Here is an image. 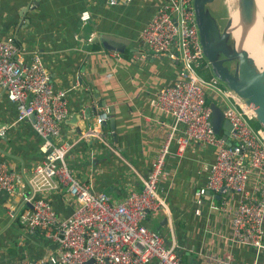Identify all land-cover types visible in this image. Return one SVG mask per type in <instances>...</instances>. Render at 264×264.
<instances>
[{"label":"crops","instance_id":"crops-1","mask_svg":"<svg viewBox=\"0 0 264 264\" xmlns=\"http://www.w3.org/2000/svg\"><path fill=\"white\" fill-rule=\"evenodd\" d=\"M164 1L0 0V36H12L26 57L37 52L53 85L67 90L69 113L60 137L72 143L65 157L68 171L92 192H105L115 201L140 188L141 178L148 173L174 122L155 106V96L177 79L181 63L153 54L139 41V32ZM227 6L226 0H213L207 6L219 32L228 23ZM83 11L90 14L85 27L80 23ZM102 34L108 36L112 48L103 46ZM207 101L213 102L210 97ZM106 108H113L114 127L110 128L107 119L105 128L123 158L95 140H77ZM17 116L15 105L0 88V160L26 185L42 157L41 140L32 128V118L17 121ZM71 118L72 122H67ZM223 132L221 128L220 134ZM170 151L165 161L166 179L158 184L170 214L162 210L149 213L145 224L168 241L172 232L184 264H219L223 260L264 264V251L231 242L230 219L212 206L208 195L196 204L194 192L205 183L203 166L214 160L213 148L192 141L182 156L175 154V145ZM257 180L260 178L252 172L249 184ZM27 194V185L18 186L14 194L0 190V264H19L23 253L32 259L56 253L54 243L29 234L20 221V213L30 207ZM229 195L236 201V195ZM40 196L60 218L75 208L65 187ZM218 198L214 196V201Z\"/></svg>","mask_w":264,"mask_h":264},{"label":"built area","instance_id":"built-area-1","mask_svg":"<svg viewBox=\"0 0 264 264\" xmlns=\"http://www.w3.org/2000/svg\"><path fill=\"white\" fill-rule=\"evenodd\" d=\"M89 20L90 14L83 11L82 27ZM139 41L153 54L181 63L182 70L155 96V106L171 115L174 122L148 173L141 178L139 189L115 201L105 192H92L67 169L65 157L72 143L60 137L69 113L67 90L53 85L37 52L26 57L12 36H0V88L15 105L17 121L32 116V128L41 140L42 157L26 182L30 207L19 218L29 234L42 236L56 247V253L43 259L23 253L19 264H83L88 260L91 264H184L172 232L168 241L150 229L145 218L157 210L170 214L158 191L159 182L167 176L166 157L172 145L175 154L182 156L192 141L211 146L215 155L203 166L205 183L194 192L196 204L208 195L212 206L230 219L231 242L264 251V129L255 124L254 110L233 90L213 75L206 78L198 74L197 68L209 64L199 42L193 0H165L139 32ZM209 97L231 125L228 143L213 130ZM108 116L107 108L97 114L95 124L79 133L77 140H95L123 158L103 126ZM252 172L260 180L249 184ZM26 185L0 160V190L14 194L18 186ZM61 186L76 203L65 218L58 217L50 202L40 196ZM228 193L236 195V201ZM217 194L218 201H214ZM219 264L238 263L223 260Z\"/></svg>","mask_w":264,"mask_h":264},{"label":"water","instance_id":"water-1","mask_svg":"<svg viewBox=\"0 0 264 264\" xmlns=\"http://www.w3.org/2000/svg\"><path fill=\"white\" fill-rule=\"evenodd\" d=\"M211 2H213V0H193V10L195 23L198 29L199 42L203 55L209 64V70L214 77L227 88L233 90L254 110L256 121L264 129V67L260 69L250 68L249 64L246 63V59L236 54L232 44H224L219 47V42L228 29L229 21L224 30L219 32L217 23L207 8L208 4ZM101 38L105 48H112V44L108 43V36L102 34ZM229 46H231L230 49ZM221 55L224 58H220ZM230 60H236L233 63V70H230L229 67L224 64V62ZM209 105L211 108V123L213 130L215 134H219L222 128L224 130L222 138L228 143L227 136L231 130V125L228 120L224 118L222 110L215 103L210 102ZM77 115L78 114H72V117L77 119ZM109 116L107 122L110 128L113 129V108H110ZM73 118L68 119L67 122H72ZM78 120L81 119L79 118ZM103 126L106 127L107 123L103 122ZM215 196L219 197V194ZM91 262V260H88L83 264H91Z\"/></svg>","mask_w":264,"mask_h":264},{"label":"bare ground","instance_id":"bare-ground-1","mask_svg":"<svg viewBox=\"0 0 264 264\" xmlns=\"http://www.w3.org/2000/svg\"><path fill=\"white\" fill-rule=\"evenodd\" d=\"M233 1L227 0L228 6ZM239 2V8L228 10L229 26L219 47L232 44L236 54L244 57L249 66L260 69L264 67V0Z\"/></svg>","mask_w":264,"mask_h":264},{"label":"rangeland","instance_id":"rangeland-1","mask_svg":"<svg viewBox=\"0 0 264 264\" xmlns=\"http://www.w3.org/2000/svg\"><path fill=\"white\" fill-rule=\"evenodd\" d=\"M226 2H227V0H226ZM234 4V5H233ZM227 5H228V3H227ZM239 5L241 6V4H240V2H239V0H235V1H233V2H231V3H229V6H227V9L229 10V8L230 9H233L234 7V9H236V8H239ZM221 15L223 16V20H221V22H223V25L224 24H226L227 23V20L229 21V18L226 20V19H224V18H226L225 17V10L223 9L222 10V12H221ZM225 20V21H224ZM228 45H230V43H228ZM231 48V46H229V49ZM229 52H230V50H229ZM250 68H254V69H256L257 67H253V66H250ZM209 71V70H208Z\"/></svg>","mask_w":264,"mask_h":264},{"label":"trees","instance_id":"trees-1","mask_svg":"<svg viewBox=\"0 0 264 264\" xmlns=\"http://www.w3.org/2000/svg\"><path fill=\"white\" fill-rule=\"evenodd\" d=\"M208 70H209V66L207 68L203 67V66L197 68L198 74H200V75H202V76H204L206 78H208V77H210L212 75L210 70L209 71ZM255 124H258V122L255 121Z\"/></svg>","mask_w":264,"mask_h":264},{"label":"flooded vegetation","instance_id":"flooded-vegetation-1","mask_svg":"<svg viewBox=\"0 0 264 264\" xmlns=\"http://www.w3.org/2000/svg\"><path fill=\"white\" fill-rule=\"evenodd\" d=\"M220 58H224L222 55L220 56ZM227 60V59H226ZM236 60H233V61H227V62H224V64H226L230 70H233V63L235 62ZM209 103V101H207ZM213 103H215L213 101ZM216 104V103H215ZM217 105V104H216ZM210 106V105H209ZM218 106V105H217ZM219 107V106H218Z\"/></svg>","mask_w":264,"mask_h":264}]
</instances>
